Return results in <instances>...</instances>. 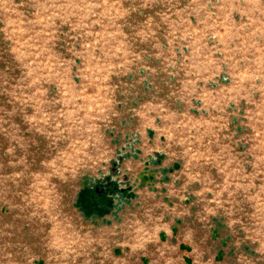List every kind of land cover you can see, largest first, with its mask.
Segmentation results:
<instances>
[{
    "label": "rangeland",
    "instance_id": "374dc122",
    "mask_svg": "<svg viewBox=\"0 0 264 264\" xmlns=\"http://www.w3.org/2000/svg\"><path fill=\"white\" fill-rule=\"evenodd\" d=\"M0 264H264V0H0Z\"/></svg>",
    "mask_w": 264,
    "mask_h": 264
},
{
    "label": "crops",
    "instance_id": "0c3cea01",
    "mask_svg": "<svg viewBox=\"0 0 264 264\" xmlns=\"http://www.w3.org/2000/svg\"><path fill=\"white\" fill-rule=\"evenodd\" d=\"M161 171L163 172V171H165V170L162 169ZM213 221H215V220L210 219V222H211V228H212L213 231H218V230L220 229V227H219L217 224H215ZM219 250H220L221 254L223 255V257H225V259H226L227 255H229L230 252H231V249H229V248H228L226 245H224L223 243H220V245H219ZM223 257H222V258H223Z\"/></svg>",
    "mask_w": 264,
    "mask_h": 264
}]
</instances>
